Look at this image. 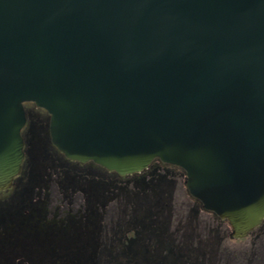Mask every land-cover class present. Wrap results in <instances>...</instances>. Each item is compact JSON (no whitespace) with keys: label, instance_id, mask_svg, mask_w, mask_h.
<instances>
[{"label":"water","instance_id":"obj_1","mask_svg":"<svg viewBox=\"0 0 264 264\" xmlns=\"http://www.w3.org/2000/svg\"><path fill=\"white\" fill-rule=\"evenodd\" d=\"M28 102L66 159L157 158L230 238L264 220V0H0V192Z\"/></svg>","mask_w":264,"mask_h":264},{"label":"rangeland","instance_id":"obj_2","mask_svg":"<svg viewBox=\"0 0 264 264\" xmlns=\"http://www.w3.org/2000/svg\"><path fill=\"white\" fill-rule=\"evenodd\" d=\"M24 106L33 110L37 109L33 103L29 102L25 103ZM37 111H41L40 114L47 120L46 115L48 114L45 110L37 109ZM38 122L40 125L37 130L42 134H40L42 141H38L37 146L39 147L35 155V171L38 177L30 182L25 194L33 197L32 199L36 198L43 202L46 201V203L41 204L48 211L50 210L49 213L51 212V215L57 211L59 217L66 216L65 221L67 224L66 226L64 225V229L68 227L66 229L67 234L64 236V240H60L59 242L65 244L69 240L77 241L80 234V231L78 232L80 228L78 229L77 227L81 222L78 219L79 214L83 216V214H87L90 211V215H94L95 218L100 215L98 217L100 223L111 216L115 217L112 220H118L120 208L124 205L123 202H119L118 197L112 195H110V199L107 198V201H105V196L110 194L107 193L109 189L116 191L125 181L117 176L113 177L105 173L97 174L92 170H88V168L66 162L53 148L51 149L48 136L43 131V125H41L42 120L39 119ZM43 132L45 133L43 134ZM44 150L47 152V155H44ZM84 169L85 171H83ZM85 176L87 178L84 179ZM184 180L185 174L178 176L175 180L172 193H169V196H164L162 200V204H167L162 208V215L166 219L170 230L174 232V235L178 236L186 245L191 244L199 250L202 253L201 255H204L203 258L211 264H264V226L255 228L243 238H230V226L228 222L221 220L196 203L188 193ZM114 181V187H112L113 184L109 186V183H113ZM20 183L16 187L17 190H20L18 193L22 192L21 186L23 185ZM84 187L90 190L84 192ZM92 188H94V191L91 190ZM105 189H108V191ZM98 192L101 193V200L97 199ZM104 192H106V195ZM93 193H96V200L93 197L86 198L87 195H93ZM11 195L0 194V202L2 200L7 202L11 199ZM44 195L47 196V199ZM120 195L122 196L123 192ZM66 197H69V199L66 200ZM35 204L36 208L39 207L38 201ZM169 206L170 208H168ZM71 220L74 221L72 222ZM3 235L4 231L0 228V237H3ZM54 245L56 244L52 243L51 247ZM60 251H55L57 252L55 257L58 262L52 264H72L74 263V256L79 252L77 249ZM85 251L88 253V250ZM17 253L22 254V251H18ZM22 256L26 257L23 254ZM13 257L16 260V255ZM43 257H45L43 252L37 250L34 258L28 259L26 257L29 262L24 261L22 264H41L42 261L40 259Z\"/></svg>","mask_w":264,"mask_h":264},{"label":"flooded vegetation","instance_id":"obj_3","mask_svg":"<svg viewBox=\"0 0 264 264\" xmlns=\"http://www.w3.org/2000/svg\"><path fill=\"white\" fill-rule=\"evenodd\" d=\"M24 108L26 109L25 106ZM37 109L33 110L34 118L25 128V125H27V118H26V123L22 129V137L24 142V146H23L24 158L22 161L20 172L14 178L12 185L7 190L0 192V194L2 195L12 194L10 200H8L7 202H4V200H2L0 202V228H2L4 231L3 237H0V264H15L16 262L18 264L21 262V259L23 258L22 254L25 255L28 259H31L32 257L34 258L37 250L40 251L47 250L49 247L52 246V243L58 244L60 243L59 242L60 240L61 241L64 240V236L67 234L66 229L68 227L64 229V227L67 224V222L65 221L66 216L59 217V213L57 211L51 215L50 214L51 212L49 213L50 210L48 211L44 206H42L43 204H41L44 202L46 203V201L43 202L41 200L42 201L41 202L40 200L36 198L32 199L33 197L31 196L29 197V195L25 194L26 188L29 186L30 182H32L33 179L34 180L37 179L38 177V174L36 175V171H35L36 169L35 155L39 147L37 146V144L38 141L41 140L40 137L42 134L39 130H37V128L40 125L38 121L39 119H42L43 116L40 114L39 111H37ZM44 133L45 132H43V134ZM48 139H49V146L52 149L53 144L50 141L49 129H48ZM44 152H45L44 155H47V152L45 150ZM55 152H57L66 162L76 164L83 168H88V170H92L97 174L105 173L108 175H112L113 177L119 175L116 172L108 171L105 168L91 161L85 163H79L76 161H71L66 159L56 149ZM149 165L152 166L151 169L156 170L158 172L157 176L163 177L161 181H159V183L156 185L155 190H152L151 193V197L152 198L156 197V199L158 198V200L162 204V200L164 199V196H169L168 194L172 193L176 178H178V176H180L181 174L184 175L185 171L179 166L162 162L157 158L152 160V162ZM83 171H85V169ZM142 171L137 173H141ZM133 174L135 173L124 175V176H128L127 180H125V183L129 187H131L132 184H134V180L131 177ZM85 178L87 177L85 176L84 179ZM19 183L23 185L21 186L22 192L20 193H18L20 190L16 189ZM110 184H113L112 187H114L115 181L113 183H109V186ZM83 190L84 192H88L90 189H86L84 187ZM91 190L94 191V188H92ZM105 190L108 191V189ZM104 193L106 195V192ZM107 193L110 194L109 195L107 194L105 196V201H107V198L110 199V195L112 196L115 195V190L109 189ZM143 194L146 198L150 197L149 195L150 193L148 190H143ZM95 195L96 193H93V195H87L86 198L89 199L93 197V199L96 200ZM127 195H129V192ZM44 196L47 199V196L46 195ZM67 199H69V197H66V200ZM97 199L101 200V193L98 194ZM192 199H194L196 203L201 205V202L198 199L194 197H192ZM61 200L63 199L61 198ZM37 201L39 203V207L36 208L35 203ZM127 204L129 203L127 202ZM165 205L167 204L166 203L162 204L161 209L164 208ZM168 208H170V206ZM89 212H87V214H83V216L82 214L81 215L79 214L78 219L81 222L79 223V226L77 225L78 226L77 228L78 229L80 228L79 230L80 236L84 235L82 236L84 239V240L82 239L83 241L86 240L89 243L90 239H88V237L89 235H93L94 236L93 243L98 245L100 243L101 235L106 236L111 226H116L117 220H112L115 217L111 216L108 219H105V221H103L102 223H100L98 218L100 215L97 218H95L94 215L93 216L90 215ZM129 214L131 216V212ZM129 218L127 219L129 220ZM221 220H225V219H221ZM71 221L73 222L74 220ZM259 226H264V220H262V222L255 228ZM18 251H22V254H18V253L16 254V252ZM14 255H16L15 257L16 260L13 257Z\"/></svg>","mask_w":264,"mask_h":264},{"label":"trees","instance_id":"obj_4","mask_svg":"<svg viewBox=\"0 0 264 264\" xmlns=\"http://www.w3.org/2000/svg\"><path fill=\"white\" fill-rule=\"evenodd\" d=\"M25 110L26 128L34 118V111L31 108ZM46 116L47 120L42 117L41 125H43L42 128L48 136L49 116ZM53 148L56 149L54 146ZM151 167L149 165L141 173L133 174L131 177L134 184L131 187L124 182L115 191L114 196L118 197L119 202H123L124 207L120 208V216L116 226H111L106 236L101 235L98 245L93 243V235H89L88 239L90 240L88 243L86 240L83 241L82 236L84 235L80 236L79 234L76 242L69 240L65 244H56L47 250H43L45 257L40 259L41 264L58 262L55 257L57 252L55 251L61 250L60 252H63L62 250L75 249L79 252L74 256L75 259L72 264H211L203 258L204 255H201L202 253L199 250L191 244L186 245L183 243L170 230L166 219L161 213L162 204L158 198L151 197L152 190H155L156 185L163 178L157 176L158 172L151 169ZM116 176L124 181L128 178V176ZM143 190H148L150 197L146 198ZM122 192L123 195L121 196ZM128 192L129 195H127ZM112 199L114 200V198ZM85 250H88V253ZM23 261L29 262L24 257L20 263L22 264Z\"/></svg>","mask_w":264,"mask_h":264}]
</instances>
